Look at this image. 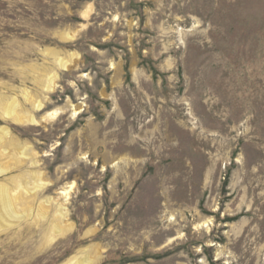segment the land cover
Returning <instances> with one entry per match:
<instances>
[{"label":"rangeland","instance_id":"obj_1","mask_svg":"<svg viewBox=\"0 0 264 264\" xmlns=\"http://www.w3.org/2000/svg\"><path fill=\"white\" fill-rule=\"evenodd\" d=\"M3 190L0 264H264V0H0Z\"/></svg>","mask_w":264,"mask_h":264},{"label":"bare ground","instance_id":"obj_2","mask_svg":"<svg viewBox=\"0 0 264 264\" xmlns=\"http://www.w3.org/2000/svg\"><path fill=\"white\" fill-rule=\"evenodd\" d=\"M68 191H64L63 194L66 195ZM15 212L11 205L8 195L5 191L0 192V226L9 225V222H13L15 220ZM83 264H89L87 262H83Z\"/></svg>","mask_w":264,"mask_h":264}]
</instances>
